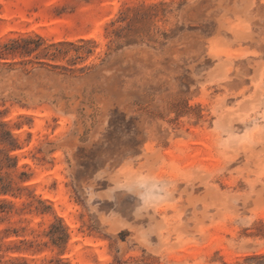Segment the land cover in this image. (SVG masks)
<instances>
[{
    "label": "rangeland",
    "instance_id": "rangeland-1",
    "mask_svg": "<svg viewBox=\"0 0 264 264\" xmlns=\"http://www.w3.org/2000/svg\"><path fill=\"white\" fill-rule=\"evenodd\" d=\"M21 36L0 264H264V0H0Z\"/></svg>",
    "mask_w": 264,
    "mask_h": 264
},
{
    "label": "trees",
    "instance_id": "trees-1",
    "mask_svg": "<svg viewBox=\"0 0 264 264\" xmlns=\"http://www.w3.org/2000/svg\"><path fill=\"white\" fill-rule=\"evenodd\" d=\"M41 37L38 36V40H40ZM32 41V38L30 36H21V37H17V38H11L8 41L5 42H0V65H7L8 67H12V65L14 64L13 62H8L6 61V59L8 58V56H15V55H19L20 57H24V56H28L31 55L36 49L37 46L32 47L30 45ZM59 44H65V43H59ZM69 44V43H68ZM50 45H55V44H50ZM58 51H60V49H58ZM66 52V51H64ZM47 51L44 53V55H47ZM52 55H54V52H51ZM55 56V55H54ZM36 58H38L39 56L36 55ZM30 60H26V61H22L20 63L22 64H26L29 63ZM40 65H43V62L41 61H37ZM23 70L25 71V73H30L31 69L24 67ZM7 126L6 122H0V127H2V129L0 128V142L4 143L6 148H5V155L8 159H13V157H11L8 154L9 150L15 149L16 147H18L17 143H16V139L13 137L11 131L8 128H4ZM4 128V129H3ZM10 192V183L8 182H3L1 181L0 178V194H6ZM8 202L5 199H0V204H7ZM59 223L60 220L57 219ZM54 240V239H53Z\"/></svg>",
    "mask_w": 264,
    "mask_h": 264
}]
</instances>
